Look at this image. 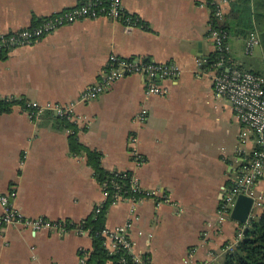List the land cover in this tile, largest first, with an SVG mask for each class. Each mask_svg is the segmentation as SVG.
Returning <instances> with one entry per match:
<instances>
[{"label": "crops", "instance_id": "obj_1", "mask_svg": "<svg viewBox=\"0 0 264 264\" xmlns=\"http://www.w3.org/2000/svg\"><path fill=\"white\" fill-rule=\"evenodd\" d=\"M87 1L0 0V35ZM232 1L122 0V21L104 15L79 20L0 59V99L24 103L0 115V195L15 193L9 201L25 218L70 225L63 232L0 228V264H84L92 239L74 225L106 198L85 150L100 156L103 171L133 173L143 192H156L138 201L118 199L106 211L107 231L128 226L133 255L150 264L221 263L241 229L221 206L257 147L254 134L213 90L212 11L221 7L227 14ZM251 35L229 36L230 67L255 71L249 59L261 50L258 41L246 52ZM110 55L176 65L180 73L157 79L162 96L146 95L144 78L132 75L82 102ZM29 102L48 109L30 117ZM71 104L74 120L63 122L54 108ZM72 136L79 149L72 150ZM132 138L139 166L130 153Z\"/></svg>", "mask_w": 264, "mask_h": 264}, {"label": "built area", "instance_id": "obj_2", "mask_svg": "<svg viewBox=\"0 0 264 264\" xmlns=\"http://www.w3.org/2000/svg\"><path fill=\"white\" fill-rule=\"evenodd\" d=\"M100 15H104L111 20L122 21L124 19L122 0H108L106 6L102 4L101 0H90L69 10L54 13L42 19L33 27L0 35V49H7L10 51L16 47L32 45L61 27L79 20L96 18ZM224 15L221 7L213 8L212 18L214 17L217 20H222ZM209 34L217 56L213 64L216 69V73L212 78L214 93L217 97L225 98L230 103L234 113L240 119L243 126L254 134L257 145L246 163L237 170L234 188L227 194L225 202L221 206L222 215H230L233 204L239 194H244L253 199V209L254 207L257 209L264 207V189H256L260 181L264 182V75H256L237 67H230L227 64V55L229 53L227 35L213 29L211 23ZM256 45H258L257 36L251 35L247 41L246 52L248 54L251 53ZM179 73L180 69L176 65L159 64L150 60L137 58L125 59L116 55H110L107 68L101 79L95 84L87 87L82 92L80 100L88 103L104 93L117 80L132 75H138L144 78L146 95L162 96L165 94V90L156 84L157 79H172L178 76ZM73 106L74 105L71 104L65 108H54V112L57 117L72 122L74 120ZM46 109H48V107H42L36 102H29L25 105L27 113L30 117L34 118H38ZM130 143V153L133 161L136 166H139L142 161L135 147L136 139L132 138ZM110 174L113 178L103 182L101 186L104 190L108 186H112L117 190L113 194V202L118 199L138 201L144 197H150L156 194V192H143L139 187L137 177L133 173H130L129 177H127V172L113 171ZM115 178H130V190L136 194H141V196L139 198H125L119 193L121 187ZM14 196L15 193H11L9 196L0 195V204L3 208L2 214L0 215V228L23 226L33 232H38L43 229L63 232L67 231V228L69 229L70 225L64 221L50 222L42 218H25L12 207L9 200ZM78 230L80 233H87L81 229ZM102 234L106 240L109 239L111 241V253L120 250L132 256L136 264H150L147 259L132 254V242L127 236L128 226L118 227L112 232L107 231L105 228ZM239 238H241L240 232L236 237V241L224 248V254L227 251H232L233 246L237 243Z\"/></svg>", "mask_w": 264, "mask_h": 264}, {"label": "trees", "instance_id": "obj_3", "mask_svg": "<svg viewBox=\"0 0 264 264\" xmlns=\"http://www.w3.org/2000/svg\"><path fill=\"white\" fill-rule=\"evenodd\" d=\"M106 6L108 0H101ZM253 7V8H252ZM211 26L227 35H240L247 37L256 34L260 47L264 50V0H234L231 3L229 13L225 14L222 20L214 17L211 19ZM9 50L0 49V59H4ZM216 53L213 56L216 60ZM250 72V71H249ZM256 75H264V70L252 72ZM15 105H24L23 100L0 99V115L11 111ZM66 122L64 119H60ZM68 123V122H67ZM72 150L79 149L75 138L70 137ZM88 161L94 170V174L100 184L112 179L113 176L100 167V156L93 151L85 150ZM127 177L130 173L127 172ZM121 189L119 193L125 198H139L141 194L132 192L129 188L130 178H115ZM112 186L105 188L106 198L102 205L98 206L93 215L80 225H74L76 229L87 232L92 239L91 250L83 254L84 264H136L132 256L117 251L111 253L106 248V238L102 231L105 229V218L108 207L113 202V194L116 192ZM241 238L233 246L232 251H227L220 264H264V207L258 208L251 214L246 224H240ZM146 259L145 257H142Z\"/></svg>", "mask_w": 264, "mask_h": 264}, {"label": "water", "instance_id": "obj_4", "mask_svg": "<svg viewBox=\"0 0 264 264\" xmlns=\"http://www.w3.org/2000/svg\"><path fill=\"white\" fill-rule=\"evenodd\" d=\"M253 199L244 194H239L230 212V218L239 224H246L251 218Z\"/></svg>", "mask_w": 264, "mask_h": 264}, {"label": "rangeland", "instance_id": "obj_5", "mask_svg": "<svg viewBox=\"0 0 264 264\" xmlns=\"http://www.w3.org/2000/svg\"><path fill=\"white\" fill-rule=\"evenodd\" d=\"M258 48V47H257ZM260 50H261V53L259 56L257 57H252L249 59V63L252 64L253 68L255 69V71H259L261 69L259 68H262L264 67V50L263 48L260 47ZM256 51V48L254 50V52ZM262 66V67H261Z\"/></svg>", "mask_w": 264, "mask_h": 264}]
</instances>
